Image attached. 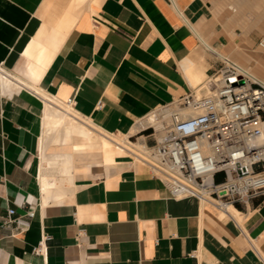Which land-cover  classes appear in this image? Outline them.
I'll return each mask as SVG.
<instances>
[{
  "label": "crops",
  "instance_id": "1",
  "mask_svg": "<svg viewBox=\"0 0 264 264\" xmlns=\"http://www.w3.org/2000/svg\"><path fill=\"white\" fill-rule=\"evenodd\" d=\"M226 2L0 0V264H264V196L236 207L241 221L195 197L175 199L135 153L112 160L100 144L75 148L81 137L62 142L27 84L72 98L82 120L124 146L153 147L161 136L135 130L139 122L195 92L223 55L260 57L236 25L262 31L264 17L254 26L251 11ZM31 60L38 81L28 77ZM12 208L21 219L35 211L29 226H4Z\"/></svg>",
  "mask_w": 264,
  "mask_h": 264
},
{
  "label": "built area",
  "instance_id": "2",
  "mask_svg": "<svg viewBox=\"0 0 264 264\" xmlns=\"http://www.w3.org/2000/svg\"><path fill=\"white\" fill-rule=\"evenodd\" d=\"M259 46L264 50V38ZM188 109L192 115L185 114ZM151 115L147 129L162 136L153 147L142 143L147 156L139 159L173 198L195 197L222 210L224 204L239 207L264 196L263 82L223 59L195 92ZM34 216L29 210L21 219L12 208L4 226L27 227ZM48 239L35 248L37 254L46 252Z\"/></svg>",
  "mask_w": 264,
  "mask_h": 264
},
{
  "label": "bare ground",
  "instance_id": "3",
  "mask_svg": "<svg viewBox=\"0 0 264 264\" xmlns=\"http://www.w3.org/2000/svg\"><path fill=\"white\" fill-rule=\"evenodd\" d=\"M81 1V0H80ZM91 1V0H90ZM235 1V0H234ZM71 2V1H70ZM76 2V1H75ZM79 2V1H78ZM77 2V3H78ZM89 2V1H88ZM87 2V4H88ZM224 2V1H223ZM237 2V1H236ZM242 5L244 6H250L252 5V3L254 2V0H242V1H239ZM260 3H263L262 5L259 4L258 2V5L256 3V6L255 8H257L258 10H260L261 14H259L258 16L261 17L264 16V0H260L259 1ZM74 3V2H73ZM71 3V5L73 4ZM90 3V2H89ZM239 3V4H240ZM53 4V3H52ZM239 4H235L236 6L234 8H232L234 11H236L237 13V7H242L241 5ZM89 5V4H88ZM88 5H84L83 7L86 6V8L88 7ZM234 5V4H233ZM73 6V5H72ZM90 6V5H89ZM76 7V6H75ZM82 7V6H81ZM53 8V7H52ZM252 8V7H251ZM51 9V8H50ZM49 9V10H50ZM54 9V8H53ZM70 9V8H69ZM81 9V8H79ZM83 9V8H82ZM89 9V7H88ZM239 9V8H238ZM245 9L244 11L246 12V10L249 8H243ZM251 10V9H250ZM69 11V10H68ZM83 11V10H82ZM244 12L242 10H239L238 12ZM52 12V10H51ZM66 12V10H65ZM79 12V11H78ZM259 12V13H260ZM55 13V12H53ZM247 13V12H246ZM256 13V12H254ZM258 13V12H257ZM47 14V13H46ZM253 14V11L252 13ZM241 15V14H240ZM257 15V14H256ZM70 16V15H69ZM257 16V17H258ZM55 18V17H54ZM67 19V18H66ZM72 19V18H71ZM51 20V19H50ZM243 20V19H242ZM244 21V20H243ZM64 26V25H63ZM248 27V26H247ZM58 29V28H57ZM63 29V27H62ZM62 29H61V32H62ZM67 29V28H66ZM59 30V29H58ZM64 30V29H63ZM68 30V29H67ZM33 40V39H32ZM207 46V45H206ZM45 48V47H44ZM196 48V47H195ZM202 51V50H201ZM27 54H32L34 53V47L33 46H29V48L25 51ZM54 52V51H53ZM240 53V52H239ZM38 59L39 61L42 63L43 61L47 60V49L45 50H40L38 53ZM54 54V53H53ZM51 55V54H50ZM25 56V55H24ZM231 56V55H230ZM52 57V56H51ZM229 57V56H228ZM248 57V56H246ZM174 58V57H173ZM232 58V57H231ZM239 58V57H238ZM29 59V58H28ZM38 59L36 60V62L38 61ZM52 59V58H51ZM50 59V61H51ZM225 59L227 62L231 63V64H234L236 65L237 67H239L245 74H247L248 76H251L254 80L256 81H259V82H263L264 81H261L259 78H257L254 73L252 72L251 68L250 67H245L243 66L244 64H236V63H233L230 60H228L226 57L223 58ZM233 59V58H232ZM249 59V58H248ZM244 60V59H243ZM32 61V60H31ZM38 61V62H39ZM48 60V62H50ZM236 61V60H235ZM250 61V60H249ZM44 63V62H43ZM42 63V64H43ZM46 63V61H45ZM44 63V64H45ZM51 63V62H50ZM244 63V62H243ZM33 64V61L31 63V65ZM37 63H35L34 66L32 67H29V75L28 77L32 80H37L38 81V78H39V70H40V67L38 68V66L36 65ZM41 64V65H42ZM30 65V66H31ZM38 65H40L38 63ZM40 65V66H41ZM47 67V63L45 65ZM49 66V65H48ZM44 67V65H43ZM199 67V66H198ZM1 68V67H0ZM45 68V67H44ZM206 68V67H205ZM43 69V68H42ZM46 69V68H45ZM42 72V70H41ZM44 73V70L43 72ZM7 75V74H6ZM44 75V74H43ZM7 78V76L5 77ZM207 79V78H206ZM205 79V80H206ZM31 80V81H32ZM41 80V79H40ZM203 83V82H202ZM28 86L30 87H33L38 93L39 95H41L42 97H44L45 99V102H46V109H45V119H46V123L51 125V126H54L56 128L59 129V131L63 134V137H61L62 139V142H69L72 140V136H78V137H81V141L80 142H75L74 143V147L77 148V149H81V148H85L87 145H91V144H100L102 146V148L104 149V153H105V157L108 158V159H114L117 155H125V154H128L129 152H132L130 150V147H127V146H124V144H122L123 142L116 138L115 136L111 135V134H108V133H105L104 131L100 130L98 127H96L90 120H82L80 118V115L79 113L73 108L72 105L68 104L67 101H62V100H59V98L57 99V96L56 97H53L51 95H49L48 93H46L45 91L41 90L36 84L33 83H27ZM202 85V84H201ZM198 86V85H197ZM198 88V87H197ZM196 88V89H197ZM191 110L188 109L185 111V114H189V115H192L191 114ZM153 122V117L152 115L148 117V119H145V120H142L141 122H139V124L137 125V127L135 128V130H137L138 128H140L141 126H146V125H149L150 123ZM142 129V128H141ZM134 130V131H135ZM126 145V144H125ZM135 152V151H134ZM132 152V153H134ZM131 153V154H132ZM130 154V155H131ZM135 155L140 158L139 155H137L135 153ZM134 157V154L132 155ZM135 156V157H136ZM136 157V158H137ZM137 158V159H138ZM140 160V159H139ZM204 202H207L210 204V202L208 201H204ZM223 211H226L232 215H235L236 216H241V212L238 211V209L236 208V206L232 205V204H224V208L222 209Z\"/></svg>",
  "mask_w": 264,
  "mask_h": 264
},
{
  "label": "rangeland",
  "instance_id": "4",
  "mask_svg": "<svg viewBox=\"0 0 264 264\" xmlns=\"http://www.w3.org/2000/svg\"><path fill=\"white\" fill-rule=\"evenodd\" d=\"M237 1V2H236ZM239 1H242V0H227V2H226V5H227V7H232V8H234L236 5V3L237 4H239L240 2ZM260 0H254V2L252 3V5H251V7L248 5L247 7L246 6H244V5H242L241 3L239 4V5H241L242 7H237V13L236 14H241V11L240 12H238L239 10H242V11H244L245 9H243V8H249V10L247 9V11H253V25L254 26H257V24H258V22L259 21H261L262 20V18H260V16H258L259 14H261V12H260V10H258L257 8H255V6H256V3L258 2L259 4H263V3H260L259 2ZM258 3H257V5H258ZM234 4V5H233ZM239 8V9H238ZM251 9V10H250ZM245 12V11H244ZM244 12H242V13H244ZM254 12H256V13H254ZM258 12V13H257ZM260 12V13H259ZM230 13L232 14V16H233V14H234V12H233V10H230ZM257 14V15H256ZM258 16V17H257ZM261 17H264V16H262L261 15ZM263 25H264V19H263V23H262ZM237 26V31H238V33H240V32H242V33H247V34H250L253 38H254V40L256 41V44H255V48H254V51H253V53L254 54H257V53H260L261 55H260V57H258V58H253V59H251L250 60V62L248 63V62H245V63H243V61L242 60H240L239 58H235V57H232L231 58V56L229 57L230 59H231V61L233 62V63H236V64H239V65H241V64H244L243 66H245L246 68L247 67H250V66H252V65H258V66H261V67H263L264 68V50L259 46V42H260V40L262 39V38H264V30H262V31H260V30H257V29H255V28H253V29H251V30H249V31H246L244 28H242L240 25L238 26V25H236ZM226 56L225 55H223V58H225ZM228 60H230L228 57H226ZM236 60V61H235ZM247 63L250 65V66H248L247 65ZM251 68V67H250ZM253 73H254V75L257 77V78H259L261 81H264V77H261V76H259V75H257L254 71H252ZM207 92V91H206ZM148 119V118H147ZM159 136H162V133H159ZM130 150L132 151V152H134V153H136L137 155H141V156H147L146 154H145V152L143 151V149H142V147H140V146H137V148H133V149H131L130 148ZM207 204V203H206ZM208 205V204H207ZM241 206H239V207H237V208H240ZM233 216H235V215H233ZM239 216H236L235 218L236 219H238V220H242L241 218H238Z\"/></svg>",
  "mask_w": 264,
  "mask_h": 264
},
{
  "label": "water",
  "instance_id": "5",
  "mask_svg": "<svg viewBox=\"0 0 264 264\" xmlns=\"http://www.w3.org/2000/svg\"><path fill=\"white\" fill-rule=\"evenodd\" d=\"M241 83H244V81L242 80Z\"/></svg>",
  "mask_w": 264,
  "mask_h": 264
}]
</instances>
